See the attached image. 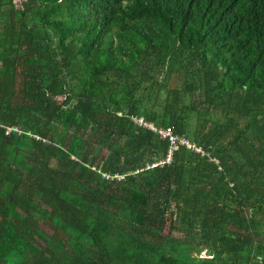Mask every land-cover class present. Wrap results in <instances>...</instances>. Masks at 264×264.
I'll use <instances>...</instances> for the list:
<instances>
[{"label": "trees", "instance_id": "trees-1", "mask_svg": "<svg viewBox=\"0 0 264 264\" xmlns=\"http://www.w3.org/2000/svg\"><path fill=\"white\" fill-rule=\"evenodd\" d=\"M131 114L222 168L185 147L148 166L169 142ZM11 257L264 264V0H0V262Z\"/></svg>", "mask_w": 264, "mask_h": 264}, {"label": "built area", "instance_id": "built-area-1", "mask_svg": "<svg viewBox=\"0 0 264 264\" xmlns=\"http://www.w3.org/2000/svg\"><path fill=\"white\" fill-rule=\"evenodd\" d=\"M122 114V111L119 112ZM130 118L139 126L149 128L154 132L160 134L164 139L169 142V151L165 159L157 160L148 166H155L158 164L164 165L165 163H170L173 160V154L181 147H185L196 154H199L201 157H206L210 161L218 164V168L221 169V162L218 157L213 156L209 150H206L203 146L192 141L187 135L177 133L173 127H164L156 124L153 120L148 119L142 114H131ZM12 130H17L22 132V129L17 125H8L6 132L10 133Z\"/></svg>", "mask_w": 264, "mask_h": 264}, {"label": "rangeland", "instance_id": "rangeland-1", "mask_svg": "<svg viewBox=\"0 0 264 264\" xmlns=\"http://www.w3.org/2000/svg\"><path fill=\"white\" fill-rule=\"evenodd\" d=\"M43 227H45V225H44ZM45 228H46V227H45ZM175 235L181 236V235H182V232L176 230V231H175ZM9 260H10V263H11V264H17V262H18V259H17L16 257H11Z\"/></svg>", "mask_w": 264, "mask_h": 264}, {"label": "crops", "instance_id": "crops-1", "mask_svg": "<svg viewBox=\"0 0 264 264\" xmlns=\"http://www.w3.org/2000/svg\"><path fill=\"white\" fill-rule=\"evenodd\" d=\"M0 264H7V263H5V262H0Z\"/></svg>", "mask_w": 264, "mask_h": 264}]
</instances>
